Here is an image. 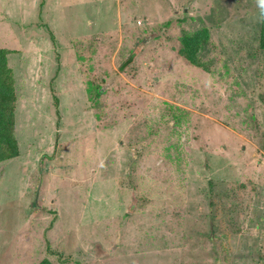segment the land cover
Returning a JSON list of instances; mask_svg holds the SVG:
<instances>
[{
    "label": "rangeland",
    "instance_id": "374dc122",
    "mask_svg": "<svg viewBox=\"0 0 264 264\" xmlns=\"http://www.w3.org/2000/svg\"><path fill=\"white\" fill-rule=\"evenodd\" d=\"M260 6L0 0V264H264ZM202 28L207 71L178 54Z\"/></svg>",
    "mask_w": 264,
    "mask_h": 264
},
{
    "label": "trees",
    "instance_id": "16d2710c",
    "mask_svg": "<svg viewBox=\"0 0 264 264\" xmlns=\"http://www.w3.org/2000/svg\"><path fill=\"white\" fill-rule=\"evenodd\" d=\"M209 40L210 32L207 28L183 33L179 38L180 48L178 54L190 65L207 71L206 65L200 61L199 53L203 46L209 43ZM257 49L264 51V0H261L260 6ZM11 52L8 49L0 48V163L15 159L20 155L19 145L15 136L17 95L14 76L8 64V55ZM91 87H89L90 90H93ZM94 92V96L99 97L101 95L100 87H96ZM55 103L57 104V101ZM38 264L53 263L49 259L44 258ZM76 264L81 263L76 262Z\"/></svg>",
    "mask_w": 264,
    "mask_h": 264
}]
</instances>
